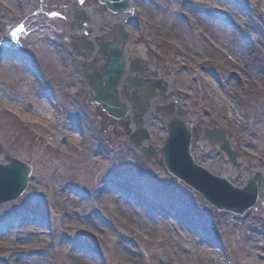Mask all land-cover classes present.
Masks as SVG:
<instances>
[{
    "label": "rangeland",
    "instance_id": "rangeland-1",
    "mask_svg": "<svg viewBox=\"0 0 264 264\" xmlns=\"http://www.w3.org/2000/svg\"><path fill=\"white\" fill-rule=\"evenodd\" d=\"M29 1L0 0V3L6 6L8 10L7 15H1L0 18L5 20L6 23L8 22L6 28L7 30L10 29L9 32L13 31L16 35H20L21 32L19 40L25 43L23 45H30L39 54L45 56L46 62L50 66L55 64L57 66L61 52L54 47L40 46L41 33L47 34L49 29L50 21L48 22L46 18L56 10L52 9L51 12L47 10V7L52 6L50 2L41 0L42 3H40V0H37L39 3L37 6L33 2L29 6ZM175 1L178 3V9L185 14L182 3L187 0ZM221 1L224 8L220 10L224 11V17L230 19L239 28V31L232 34L233 37L230 42L233 46L240 42V58L235 53H225L227 56L230 55L229 57L232 60L235 57L237 59L223 64V71L213 75V77L209 73L205 74V72L202 73L197 69L195 71L192 67H187L188 73H184L179 68L182 65L174 68V70L182 72L183 74L180 77H183L189 83L188 88L191 89L189 98L193 103L187 105L192 116L210 115L207 104L202 107L198 102L205 97L209 99L208 92L205 91V88L209 85H218L219 82L222 90L232 93V88L226 83V80L233 78L231 81H236L233 88L238 90V85L241 82L248 81L249 88L242 90L243 96L239 100L241 104L245 103L244 106L250 114H244L240 111L237 117L239 130L237 129V134H233L234 137H232L238 139L241 145L236 150L237 163L241 165L239 169L233 168L227 162L225 156L217 154V151L213 152L210 145L202 137L204 128L200 127V121H191V123L194 122L192 125H194L195 144L202 146L198 152L197 145L193 152L197 163L201 162L211 172L219 174L223 178H228L234 185L242 188L252 179L253 174H260L261 178L264 179V0ZM56 3L61 9L57 11L58 16L60 14V18L67 17V11L72 8V0H56ZM192 5L197 8H206V10L210 9L209 4L198 5L192 3ZM162 11L164 15L155 8L146 11L137 7L133 9L132 15L137 22L136 25L139 28L141 27L144 35L149 37V41L147 40L146 43L150 45L154 41L153 35L158 32L157 30L161 32L170 31L169 28L173 27V23L174 30L177 29V32L183 31L184 25L178 22L179 18L175 17L177 12L175 6ZM135 12L136 14H133ZM138 12L144 18L138 15ZM177 15L182 16V14ZM200 19L206 22L204 16ZM95 21L98 22V19ZM53 22L61 24L59 20H53ZM185 27L188 28L186 23ZM28 32H35V34L32 37L28 35ZM245 32H248L247 36H244ZM5 34H7L6 30ZM49 34L57 38L51 29ZM183 34V37L199 39L196 31L187 29L186 33ZM134 42L128 40L126 46L122 49L129 66L133 59L138 58ZM162 42L168 43L167 41ZM243 44L249 47V52H247L248 47L244 48ZM127 50L131 52V59ZM148 60L151 61L150 58ZM138 61L143 63V68L146 65L147 71L149 70L153 74L154 71L159 72L160 75H158L156 81L163 82L165 71H158L151 66V63L147 64L141 59ZM204 69L206 68L204 67ZM12 71L14 74L21 75V72L16 69H12ZM260 72H263V74L259 75ZM151 73L149 74L153 75ZM248 74L251 75L252 79L247 78ZM13 79L16 80L17 76H14ZM0 91L2 92L0 94V149L4 155L26 162L33 167L32 176L23 196L13 203L0 207V264H25L26 261L30 262L28 260L32 257L30 249L37 242H30L32 240L28 237H36L35 234H37V237L46 239L51 249L59 246L67 264L73 263L72 257L77 255L76 253H88L96 264H114L113 260L115 261V259H118L122 264H131L133 260H136L137 264H149L148 261H152L151 264H176L177 262L183 264L175 258L170 245L166 248L163 244L166 237L163 234H167L169 237L175 234H179L180 237L186 235L176 225L177 219L173 216L174 213L166 220L161 218L158 213L156 215L148 213L145 216L143 212L141 213L138 210L142 219L146 221L148 226L153 228L150 235L147 228L145 230L142 225L136 224V219L130 218L129 213L125 212L121 217L113 215L110 208L116 206L115 203L110 204V208L104 206L102 209H98V202L94 198L96 197L95 188L97 183L101 182L102 178L112 175L113 166L122 161H125L128 167L133 168V172L136 173L149 194L161 190L168 193L170 187H177V191L180 193L179 197H171L179 204L176 211L190 215L198 221L195 226V233L202 237L207 236L217 242L219 248L215 250L214 256L222 264H264V250L260 251L262 257H258L259 254L254 249L256 245H253L250 241L251 235L255 236L257 234L259 236L258 240L264 248V214H258L260 215L258 216L254 213L239 218L232 215L215 214L210 207L203 203L200 197L177 185L165 175L162 166L156 164L155 161L149 164L146 163L139 149H135L127 140L128 131L137 130V127L131 124L128 126L129 130L127 131L115 127L108 129V125L105 126L97 109L93 108L91 101L83 97V99H80L79 110H76L79 114L78 119L70 121L69 123L73 122L72 125H66L63 116L57 124L53 121L50 112L44 114L42 107L33 106V111H27V105H23V107L16 105L14 100L16 93H9L10 91L16 92L15 86L11 85L4 90L0 89ZM28 91V86L26 89L21 85L20 93H25L27 98H31L32 95ZM20 97L22 98V96ZM166 97L169 101L168 94ZM224 98L226 96H223L221 100ZM222 102L224 103L226 100ZM167 105L173 106L174 102H168ZM248 106H252V109H249ZM10 107L13 109H9ZM34 111L55 123L57 135L50 137V135L44 134L41 137H35L27 132V130L36 133L43 131L42 124L35 117ZM17 116L28 122L27 129L23 128L22 125L20 126V120ZM183 120L186 121L184 118ZM146 122L149 125H146ZM201 122L204 124V121ZM144 123L145 128L151 134L152 144L155 145L154 141H156V145L160 144L159 146H161L164 137L162 125L152 120V117L148 121L145 118ZM24 130L27 133H24ZM80 131L82 134H80ZM65 133L72 134L75 140H72ZM148 144L146 142L144 146ZM114 157L119 159L114 161ZM210 158H213V161L209 160ZM67 184L72 186L71 193L75 198L84 194V200L81 199L80 204L67 206L68 209H71L67 214L70 219L69 226L66 225L64 229L58 230L56 228V218L59 212L58 204H60L58 198ZM121 188L123 193L127 192L125 186ZM107 192L109 194L106 197L115 196L114 191L107 190ZM261 192L264 194V191ZM143 197L146 198L147 196ZM160 198L166 200L163 197ZM259 205L263 206L261 203ZM257 207L258 205L255 206L256 209ZM30 213L41 216L40 219H33L37 221L36 224L27 222L26 217ZM201 213L206 214V216ZM42 215L45 217L44 220ZM112 217L116 219L112 220ZM12 218L18 219V227L12 226ZM10 219L12 220L10 221ZM216 220L219 223L214 226ZM254 220L258 224L251 227L250 224ZM225 222L235 224L237 233L233 237H228ZM164 223L167 225L169 223L170 232L164 229ZM205 225L208 227L207 229L204 227ZM21 228L26 229H23L22 232ZM260 231L262 232V238L259 234ZM40 233L43 234L40 236ZM184 241H188V243H184L186 247L201 248L199 242L191 243V238L184 239ZM120 245L125 247L123 246L121 250ZM14 246L25 249L20 252L18 250L13 251L10 248ZM63 247L67 249L66 253ZM115 249L118 251L116 252ZM169 249L171 256L168 255ZM13 256L15 257L14 260L12 259ZM183 256H189V259L184 260V264L195 263L190 260V254H183ZM199 263H201V260Z\"/></svg>",
    "mask_w": 264,
    "mask_h": 264
},
{
    "label": "bare ground",
    "instance_id": "bare-ground-1",
    "mask_svg": "<svg viewBox=\"0 0 264 264\" xmlns=\"http://www.w3.org/2000/svg\"><path fill=\"white\" fill-rule=\"evenodd\" d=\"M206 22V26L210 32V34L217 40H219L223 46L225 47L227 52H231L232 54L235 53L237 57L240 58V54H239V43L236 44L235 46H233L232 42H230L231 38L233 37L232 34L234 33V31L231 28H228L222 24H220L219 22H217L214 19L211 18H206L205 20ZM184 25L183 31L182 33H186L187 29L185 27V22H181ZM186 29V30H185ZM184 35V34H183ZM182 41L185 45H190V40L187 39H183V37L181 36ZM243 47H248L247 45L243 44ZM136 49H138V47H135ZM143 48L142 46H140V49ZM247 52H249V47L247 48ZM237 57H235V59H237ZM0 65L2 67L5 66V62L1 61ZM138 66V64H136ZM93 74L95 77L97 76V72H98V67L97 68H93ZM260 74H263V72H260ZM258 75V74H257ZM264 81V80H263ZM135 85L133 88H131L130 90H128L127 92H123L121 97H119L117 99V106L119 109L124 110L125 115H123L121 117V125L124 127L130 126L131 124L133 125V113L132 112H128L127 107L125 106V104L121 101H130L132 103H134L135 108H134V112L135 115L137 117V124H143V122H141L140 117H141V111L144 109L146 110L147 107L153 106L155 105V102H151V100L153 99H157L159 100L162 104H165L167 101V97L165 95V90L162 85H156L153 84L151 81H148V83H144V84H140L137 79L135 81ZM226 83H228V85L232 88L233 92H235V88H233L236 85V82L234 81H230L228 80ZM189 83L186 82L183 78H181V81H179V88L181 90H185L187 91V87ZM239 89L242 91L245 88H249V85L246 81L241 82L239 85ZM40 87L36 89V91L32 94L33 96H37V94H39L40 92ZM178 92L179 90L176 89ZM212 92L214 93V96L216 98L217 101L221 100V97L226 96L227 97V105L222 104L220 106V109L222 111H226L228 109L229 104L235 106V111L239 112V107L237 104H234L235 102H237L239 99L236 98V96L232 93L229 92H225V90L221 89L219 86H213L212 87ZM44 93V92H42ZM11 94H15V93H11ZM22 96V98L20 97ZM192 96V95H190ZM14 100L16 101V105L23 107V105H27V103L31 104V106L35 107H42V109L44 110V114H48L49 111L47 110L48 106H51V101L50 100H46V103H44V101H35L34 99H30L27 98V95L24 93H20V89L17 88L16 89V96L14 97ZM146 101V102H145ZM177 101L178 104L180 103L181 108L183 107L184 104V98L182 96V94L179 93V95H174L170 96V100L168 101L170 102H175ZM245 103H243V108H245L244 106ZM15 105V107H16ZM48 105V106H47ZM59 104L56 101V107H58ZM70 108H73L74 110V114H76V107L74 105L70 106ZM12 109V108H11ZM246 109V113L250 114L249 110ZM183 111V110H182ZM34 115H36L35 117L41 122L42 124V128L43 131L37 132L36 134H33V136L35 137H41L44 134H47L48 136L50 135V137H53V135H57V128L56 125L53 121L49 120L48 118L46 119L45 117H43L41 114H39L37 111L33 112ZM180 115V116H179ZM195 116V115H194ZM194 116H192L191 114H181V111L179 109H177V107L174 106H167L165 107L164 110V117L167 120L166 122L169 124L168 129L169 132L171 134V140L173 141V143L175 144H171L169 148H167L165 153H157L154 150L147 148L146 150L143 151V153L145 154V156H148L149 159L153 160L156 162V164H160L162 162H168V163H172L174 161H179V160H183V159H189L190 160V156L192 158L194 149L197 147L198 145V152L200 151V149L202 148V146H199V144H195L194 149L191 146L190 149H188L187 151H185L182 147H181V143L182 141L186 140L189 141L191 143L194 144V142L196 141L195 138V132H194V128H192L191 126V121L189 120H193ZM226 116H228V118L231 120L232 124L234 126L238 128V123H237V116H231L230 113H227ZM174 118L178 119V122L175 126V128L173 129V123H174ZM183 118L188 122V125L185 124V121L183 120ZM208 119H211L209 116H207ZM22 127L27 129V122H23ZM66 125H72L71 123H68ZM66 128V126H65ZM94 133V131H93ZM238 137V136H236ZM206 141H210L211 137L210 134H206L205 135ZM146 143V140L142 137L140 138L138 144L139 145H143ZM210 143H212V145H216V143H214L213 141H210ZM192 144V145H193ZM141 149V147H136V149ZM125 156V155H122ZM94 159V157H93ZM119 158H115L114 157V161L118 160ZM209 160L213 161V158H210ZM195 166H198V164L206 169L207 171H210V169L208 167H206L205 165L203 166L202 163H198L197 164V160H194ZM119 173L118 178H114L111 179L109 177H104L102 178L101 182L99 181L97 183V186L95 188L96 190V197L95 201L98 202V209H102L104 206H106L107 208H110L109 205L115 203L116 206H112L111 209V213L113 215H115L116 217H121L123 216V213H129L130 214V218H134L136 219V224L142 225L143 228L146 230V228L148 229V233L151 235L153 228L148 226L146 221H144L142 219V217L140 216V213L138 212V210L142 213L143 215L147 216L148 213H154V215H156L157 213L161 216V218L166 219L167 217H171L174 213V217H176L177 219V224L178 227L181 228V225H183L186 229L185 234L182 237L179 236V234H175L172 236H168L167 234H163L165 237V241H164V245L166 246V248H168V245H170V249L173 252L175 258L177 260H180L181 263H184L185 259H189V256H183V254H185V251H187V254H190V260H192L193 262L197 263V264H221L220 261H218V259L216 258L215 255V247L216 244L211 241L210 239H206L202 245V248H200L199 250H196L195 248L191 247V248H185L184 247V243H188V241H184V239L187 238H191L193 242L201 241L200 239V235H195V226L191 223H193L190 220V215H187L185 213H180L178 211H176L175 208L179 207V204L177 201H172L170 199V197H179L178 195L180 194L177 191V187L176 186H172L170 187L168 193H166L165 190H161V191H156V192H152L151 195H149L148 197H143L144 195L147 196V190L145 189V187L143 186L142 182L139 180L138 176L131 171H117ZM179 172H182L181 168L179 169ZM57 173V172H56ZM182 175L175 180L174 182L185 188L186 190H188L190 193L198 196L202 199H204L205 193L204 190H206L207 186L205 185L207 182L205 181H200V182H194L193 180L190 179L189 177V173L188 172H184L181 173ZM258 178H261L260 174L258 175H254L252 177V183H254ZM122 182V183H120ZM263 186H264V182ZM122 186L126 187L127 192L123 193L122 192ZM236 186V185H235ZM72 186L70 184H67L64 186V189L62 190L61 195L59 197V203L58 204V209L59 212L57 214V218H56V228L58 230H62L66 227V225L69 226L70 223V219L68 218L67 214L71 211V209H68L67 206L69 207L68 204H80L82 200H78L75 199V196H73L71 194V192L69 191V189ZM100 188V190H99ZM107 190H112L114 191L115 196H111V197H106L109 193L107 192ZM259 191H264V188L260 189ZM126 194V195H124ZM157 194V195H156ZM261 195V200L262 202H264V194L260 193ZM207 198L212 200L213 194L211 192H207ZM160 197L165 198L167 201L161 199ZM195 197V196H194ZM197 198V197H196ZM220 199V198H219ZM204 203V202H203ZM205 204V203H204ZM82 205V204H81ZM261 207V205L258 204L257 207V212L256 215L261 214L264 211V208H259ZM256 209V208H255ZM160 210V211H159ZM165 215H162V212ZM255 212V210H254ZM118 214V215H117ZM203 216H206V214L201 213ZM217 214V213H215ZM192 217V216H191ZM193 218V217H192ZM116 218L112 217V220H114ZM194 222H196L195 218ZM167 220V219H166ZM13 224H15L17 227L19 226L18 219L14 218L13 220ZM133 221V220H130ZM34 223H37V221H34ZM219 223L218 220L215 221L214 226H217V224ZM258 224L257 221H253L250 226L253 227L254 225ZM225 226L228 230V237H233L237 232H236V227L235 224L233 222H225ZM22 232L23 229L26 228H21ZM164 229L167 232H170V228L169 225L164 223ZM43 233H40V236ZM260 236L262 238V232L260 231ZM36 237H28L30 238V242L36 243V245H32V249H30L32 251V257H30L28 260H30V262L26 261L25 264H67L66 261L64 260L62 253H61V248L59 246H57L55 249H51L48 245V242L46 239H44L43 237H37V234H35ZM251 243L255 244L256 246H254V249L257 251V253L259 254V256H261L260 251L262 252L264 250V248L261 246L260 241L258 240V235L255 234V236L251 235ZM29 243V242H28ZM124 245H120V249L122 250ZM159 246V244H158ZM125 247V246H124ZM64 248V247H63ZM10 249H12L13 251H17L20 252L22 250H24L25 248H20V247H11ZM168 251V255L171 256V251ZM65 253L67 251L66 248H64ZM115 251L117 252L118 250L115 249ZM174 251H176V253H174ZM77 255H74L72 258L73 263L72 264H96L95 260L92 259V257H90L85 253H76ZM117 257L119 258V256L117 255ZM121 258V257H120ZM12 259L14 260L15 257L13 256ZM201 260V263H199ZM114 264H122L118 259H115V261L113 260ZM150 263V262H149ZM193 263V264H195ZM98 264V263H97ZM131 264H137L136 260H133ZM178 264V262L176 263Z\"/></svg>",
    "mask_w": 264,
    "mask_h": 264
},
{
    "label": "water",
    "instance_id": "water-1",
    "mask_svg": "<svg viewBox=\"0 0 264 264\" xmlns=\"http://www.w3.org/2000/svg\"><path fill=\"white\" fill-rule=\"evenodd\" d=\"M101 3H104L107 5V7L114 12H120L122 10H125L128 8V0H99ZM115 1H118V3H114ZM86 21V20H84ZM115 50H113L112 52H114ZM111 86V85H110ZM114 91V87L111 86L109 87V93L106 94V96L111 97L112 92ZM109 100H107L108 102ZM109 106H116L115 101H113V103L109 104ZM105 108V106H104ZM106 109V108H105ZM175 127L173 126V129ZM185 151L188 150V144H186L185 146H181ZM225 151L228 153V155L231 158V162L233 164L234 163V156L231 155L227 149H225ZM186 161H191L189 159H185ZM236 166V165H235ZM12 172H14L13 177L15 179V183L18 186V190H16L14 193H7L6 191L9 190L10 188V184L7 180L5 179H1L0 178V203L7 200H13L15 198H17L19 196V194L21 193V191L25 188L26 186V175L28 173V169L25 166H20V164L15 163V166L11 168ZM0 172H4V169H0ZM229 192L230 195L228 196V199L231 201H236V200H240V199H245L247 201H249L250 203H254L257 195H258V191L255 187V182L252 183L250 185V187L243 193H234L230 186L226 187ZM220 189H217L216 192H219ZM227 206L223 205L221 206V208H226Z\"/></svg>",
    "mask_w": 264,
    "mask_h": 264
},
{
    "label": "flooded vegetation",
    "instance_id": "flooded-vegetation-1",
    "mask_svg": "<svg viewBox=\"0 0 264 264\" xmlns=\"http://www.w3.org/2000/svg\"><path fill=\"white\" fill-rule=\"evenodd\" d=\"M83 0H79V5L82 4ZM91 3H87L86 6H90ZM97 12H99L102 16V8L99 7L97 10ZM106 22H104L105 24ZM113 25V24H112ZM117 39V32L116 31H113L112 32V35L110 37V40L114 41ZM184 39V38H183ZM184 46H187V51L189 52V54L195 58H207V59H210L212 61H218L220 60V54L215 51L213 48H208V47H205V48H201V47H193L191 44L190 45H185L182 41V38L180 37L178 39ZM138 54V58L141 59L143 62L145 63H151V66H153L156 70L158 71H165L164 73V80L162 83L156 81L157 80V77L158 75H160L159 72L157 71H154V74L151 73V71H147V67L146 65H144V68L141 70V75H139L138 77L139 80L141 82H146L148 83V81H151L153 84H156V85H162L163 87H165L166 89L165 92L169 95V97L171 96V94L173 93L174 89L172 87V85L169 83V76L171 75V72H169V59L168 58H165L164 55L161 53V55H156V54H153V55H150V54H146L145 58L142 57L140 51H137L136 52ZM129 58L131 59V53H129ZM148 58L151 59V61L148 60ZM133 59V58H132ZM126 60H127V57H126ZM134 60V59H133ZM96 63H98L97 60H95ZM128 64V63H127ZM150 66V65H148ZM140 72V71H139ZM149 73L153 74V75H150ZM137 77V78H138ZM75 78L77 80V82L79 83V76L77 75V73L75 72ZM148 84H151V83H148ZM128 90L126 89L125 92H127ZM166 94V96H167ZM160 101L157 100L155 101V103H159Z\"/></svg>",
    "mask_w": 264,
    "mask_h": 264
}]
</instances>
